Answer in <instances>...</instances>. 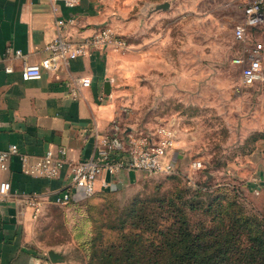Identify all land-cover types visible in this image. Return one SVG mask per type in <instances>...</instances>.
I'll return each mask as SVG.
<instances>
[{"label":"crops","instance_id":"0c3cea01","mask_svg":"<svg viewBox=\"0 0 264 264\" xmlns=\"http://www.w3.org/2000/svg\"><path fill=\"white\" fill-rule=\"evenodd\" d=\"M164 2L169 7V0H75L73 6L65 0H0V150L16 144L20 153L36 158L48 148L61 146L68 160L78 161L92 155L95 137L108 134L113 120L136 130L124 110V94L116 87L118 72L127 60L112 48L67 60L53 71H42L39 79L22 80L20 68L23 62L38 63L45 55L44 46L58 31L57 19L71 18L72 24L66 22L59 28L63 36L81 40L101 26H111L128 35L131 70L154 68L167 74L174 57L170 56V11L158 8ZM15 50L21 56L15 57ZM5 66L12 71L6 73ZM82 78L90 79L89 86L80 85ZM106 81L109 94L104 92ZM73 88L76 96L71 95ZM246 158L245 185L264 207V139L255 142ZM66 171L58 179L30 176L21 171L17 155L9 158L6 169H0V182L10 183L7 198L0 202V264H83L72 259L52 263L47 255L26 245L33 224L27 196L42 198L43 207L54 204L67 184ZM136 173L119 171L111 184L113 190ZM111 179L101 175L96 192L112 190L102 187V182Z\"/></svg>","mask_w":264,"mask_h":264},{"label":"rangeland","instance_id":"374dc122","mask_svg":"<svg viewBox=\"0 0 264 264\" xmlns=\"http://www.w3.org/2000/svg\"><path fill=\"white\" fill-rule=\"evenodd\" d=\"M251 1L169 0L166 10L170 11V56L174 58L167 74L154 68L131 70L128 35L117 31L128 44L125 51H116L127 60L116 80L127 113L137 131L148 132L171 122L177 125L178 171L155 176L138 172L115 194L93 196L79 205H46L33 218L26 244L30 249L45 256L53 249L65 259L85 264L77 243L81 231L91 229L94 220L100 223L106 218L103 212L99 218L89 209L107 202L121 208L137 194H169L182 186L200 193L218 187L233 189L245 210L264 220L262 202L247 189L243 175L256 134L264 132V80L251 88L239 87L238 68L231 63L241 50L232 29ZM255 42L264 45V21L248 35V43ZM193 160L202 166L191 169Z\"/></svg>","mask_w":264,"mask_h":264},{"label":"trees","instance_id":"16d2710c","mask_svg":"<svg viewBox=\"0 0 264 264\" xmlns=\"http://www.w3.org/2000/svg\"><path fill=\"white\" fill-rule=\"evenodd\" d=\"M256 136L264 139V132ZM116 190L98 191L91 197L109 196ZM231 191L218 187L200 193L182 186L169 194H137L121 208L108 202L91 208L89 212L94 210L99 218L103 212L106 218L82 229L77 243L84 262L264 264V220L247 212Z\"/></svg>","mask_w":264,"mask_h":264},{"label":"built area","instance_id":"2783aa9c","mask_svg":"<svg viewBox=\"0 0 264 264\" xmlns=\"http://www.w3.org/2000/svg\"><path fill=\"white\" fill-rule=\"evenodd\" d=\"M66 5L73 6L75 0H65ZM264 21L263 0H253L243 7L242 19L232 29L233 39L241 45L240 53L231 59V63L238 68V85L241 88H251L264 80L263 60L264 45L260 42L248 43L250 31L260 26ZM72 24L73 19H69ZM65 20L57 19L58 28L55 36L44 46L45 55L38 63L23 62L20 68L22 80L39 79L42 71H53L67 60L86 56L91 50L110 47L114 51H125L128 48L126 40L111 26L99 27L94 34L81 40H71L60 32ZM7 53H11L7 49ZM15 57L21 56L20 50L12 52ZM4 71H12L11 66H5ZM90 79H80L82 87L89 86ZM71 95L76 96V89H71ZM127 113L126 107H124ZM177 125L174 122L160 124L148 131L128 129L117 120L110 125V132L96 136L94 149L90 157L78 161L67 159L64 147L48 148L36 158H30L20 153L16 144H10L7 149L0 150V169H6L8 160L17 155L21 171L24 174L46 179H58L66 168L67 184L54 198L53 203L58 206H69L96 192V184L100 176L108 174L111 181L102 182L104 189H114L111 186L115 176L121 170L138 171L147 176L172 175L178 171V162L174 147L177 139ZM199 160L190 163L191 169L201 167ZM10 190L8 181L0 182V202L4 201ZM26 203L32 209V216L36 218L42 208V198L29 195Z\"/></svg>","mask_w":264,"mask_h":264},{"label":"water","instance_id":"95a60500","mask_svg":"<svg viewBox=\"0 0 264 264\" xmlns=\"http://www.w3.org/2000/svg\"><path fill=\"white\" fill-rule=\"evenodd\" d=\"M168 7V3L164 2L158 6L160 9H166ZM104 92L106 94L110 93V84L108 81L104 83ZM47 257L49 258L50 262L52 263H58L62 262L65 259V256L59 252H56L53 249H50L46 252Z\"/></svg>","mask_w":264,"mask_h":264}]
</instances>
